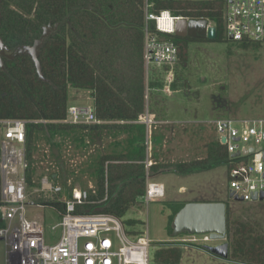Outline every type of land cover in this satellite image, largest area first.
Returning a JSON list of instances; mask_svg holds the SVG:
<instances>
[{
	"label": "trees",
	"instance_id": "1",
	"mask_svg": "<svg viewBox=\"0 0 264 264\" xmlns=\"http://www.w3.org/2000/svg\"><path fill=\"white\" fill-rule=\"evenodd\" d=\"M224 9L225 0H1L0 38L10 53L17 48L33 46L45 28L57 26L50 30L39 50L38 62L43 80L39 78L30 56L1 58L0 121L27 122L28 161L38 133H65L68 129L94 133L103 127H111L110 124H60L67 117L69 87L89 94L92 110L98 120L127 122L115 127L135 132L127 154L106 156L99 160L96 170L97 195L88 196V203L78 206L77 214H106L122 220L145 195V125L138 121L145 114L146 88L152 85L149 86L147 82L143 61L144 29L147 28L149 35L158 40L174 43L178 50L177 61L185 59L187 43L201 41L155 31L154 22H146V12L155 15L168 12L172 17L186 20H206L215 27V41H219L223 37ZM233 43L242 48L261 46ZM106 160L127 163L108 166L105 175ZM228 162L225 148L217 142L207 148L205 160L179 164L173 172L195 174L217 166L228 168ZM155 168L152 166V169ZM29 169L30 162L27 175ZM107 179L109 187L106 192ZM221 202L226 206L227 261L232 264H264L263 217L259 220L250 216L246 219L234 217L227 202ZM36 203L62 208L59 204L40 199L32 204ZM185 204L169 205L172 214L168 218L167 232L170 236L173 235V219ZM125 223L128 226L123 225L129 228L128 234H141L133 228L138 222ZM3 227L0 215V229ZM200 248L203 249V246ZM184 251L183 246L162 245L154 253L151 264H181Z\"/></svg>",
	"mask_w": 264,
	"mask_h": 264
},
{
	"label": "rangeland",
	"instance_id": "2",
	"mask_svg": "<svg viewBox=\"0 0 264 264\" xmlns=\"http://www.w3.org/2000/svg\"><path fill=\"white\" fill-rule=\"evenodd\" d=\"M145 73L152 87L146 88L144 115L156 122L151 129L143 123L145 160L147 154L154 156L149 166L148 161L144 164L145 191L148 182L154 183L163 187L164 195L147 203L140 199L121 222L124 225L127 221L138 222L133 228L147 234L151 241V259L160 246L169 245L185 248L181 264H232L201 249L197 236H170L167 232L168 218L172 214L169 205L223 201L227 202L234 217L246 219L250 216L259 220L260 217L264 219V202L228 201L226 166L189 175L173 171L179 164L206 159L207 148L217 143L218 136L212 124L217 117L264 119V45L242 48L224 37L214 42H189L183 61L167 66L150 65ZM68 97L69 106L92 108V99L87 92L69 87ZM126 124L110 122L111 127H103L94 133L82 129L38 133L29 159L28 204L39 199L52 201L51 194L42 191L44 182L61 188L59 198H69L74 190L86 192L88 196L97 195L99 160L125 155L133 144L134 131L115 127ZM234 127L239 128V125ZM124 163L127 162L106 160L105 175L108 166ZM152 166L156 168L152 169ZM108 187L107 179L106 192ZM28 209L27 218L41 222L48 234L58 217L50 208L29 206ZM125 229L129 230L128 227ZM0 264H8L4 241H0Z\"/></svg>",
	"mask_w": 264,
	"mask_h": 264
},
{
	"label": "built area",
	"instance_id": "3",
	"mask_svg": "<svg viewBox=\"0 0 264 264\" xmlns=\"http://www.w3.org/2000/svg\"><path fill=\"white\" fill-rule=\"evenodd\" d=\"M145 19L154 22L155 31L173 35L175 24L181 18L172 17L168 12L159 15L146 12ZM144 32L146 70L150 65L167 66L177 62L178 50L174 43L150 36L147 28ZM223 37L232 42L264 45V0H225ZM62 122L110 124L98 120L92 108L76 106L68 107L66 120ZM138 123L151 129L156 122L144 115ZM26 124L23 120L0 121V215L4 222L0 238L7 247L8 264H151V241L147 234H128L121 220L111 215L76 213L78 206L88 203L86 192L74 190L69 198H59L61 188L44 182L42 191L50 193L51 202L62 208L28 204ZM212 124L218 144L229 156L228 196L232 194L242 199V203H254L252 199L256 196V202H260L259 197L264 193V119L217 117ZM236 153L239 156L231 158ZM163 195L162 186L148 182L142 199L147 203ZM29 206L50 208L58 217L48 234L41 222L27 218ZM197 237L200 246L211 242L208 235Z\"/></svg>",
	"mask_w": 264,
	"mask_h": 264
},
{
	"label": "water",
	"instance_id": "4",
	"mask_svg": "<svg viewBox=\"0 0 264 264\" xmlns=\"http://www.w3.org/2000/svg\"><path fill=\"white\" fill-rule=\"evenodd\" d=\"M1 3V0H0ZM54 28H57L55 25ZM50 26L43 30L41 38L34 42L33 46L17 48L13 52H9L3 45L0 38V68H3L1 58L7 57L12 59L16 55H28L31 57L36 72L41 80H43L40 64L38 62L39 50L43 40L49 35L50 30L54 29ZM174 36L178 38L202 39L214 42L217 38L215 27L211 26L206 20H186L179 19L174 27ZM224 143V140H221ZM236 153L231 158L238 157ZM229 199L234 202L242 203V199L229 195ZM257 201L256 196L252 199ZM260 202H264V193L259 197ZM173 236L188 233L192 236L208 235L211 242H221L217 245H204L203 249L210 255L217 257L223 261H227L229 257V247L225 243L226 239V206L224 203H187L175 215L172 223ZM0 241H3L0 238Z\"/></svg>",
	"mask_w": 264,
	"mask_h": 264
},
{
	"label": "crops",
	"instance_id": "5",
	"mask_svg": "<svg viewBox=\"0 0 264 264\" xmlns=\"http://www.w3.org/2000/svg\"><path fill=\"white\" fill-rule=\"evenodd\" d=\"M146 160L148 161V162H151V161H154V156H153V154H147V158H146ZM145 160V161H146ZM151 160V161H150ZM145 161H144V164H145Z\"/></svg>",
	"mask_w": 264,
	"mask_h": 264
},
{
	"label": "flooded vegetation",
	"instance_id": "6",
	"mask_svg": "<svg viewBox=\"0 0 264 264\" xmlns=\"http://www.w3.org/2000/svg\"><path fill=\"white\" fill-rule=\"evenodd\" d=\"M188 39H190V38H188ZM191 40H201L202 41V39H191ZM228 201H232L231 199H229V196H228V199H227Z\"/></svg>",
	"mask_w": 264,
	"mask_h": 264
}]
</instances>
